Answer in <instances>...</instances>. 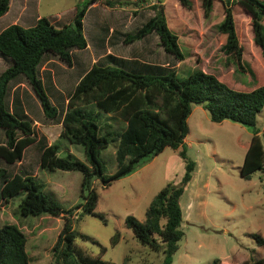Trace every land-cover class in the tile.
<instances>
[{
	"label": "rangeland",
	"instance_id": "rangeland-1",
	"mask_svg": "<svg viewBox=\"0 0 264 264\" xmlns=\"http://www.w3.org/2000/svg\"><path fill=\"white\" fill-rule=\"evenodd\" d=\"M86 1L14 0L8 12L0 17V31L13 23L31 26L39 17L50 18L59 26L71 23L76 7ZM113 1L115 6H107L101 1L102 6L95 5L87 10L83 33L91 48L72 50L73 66L66 65L49 52L39 66L45 89L59 110L55 119L43 114L38 98L24 77L19 76L10 82L7 104L11 111L30 117L37 141L26 148L20 162L9 165L0 159V166L7 169L9 176L15 173L35 175L49 198L56 200L64 209H73L77 232L75 243L86 253L100 255L116 264H162L163 252L141 244L126 226L125 218L132 215L144 221L152 198L168 182L180 181L184 163L174 157L171 147L144 160L136 173L121 177L106 187L98 179L93 181L92 186L97 193L95 211L103 214V218L84 214L76 208L84 201L80 190L82 174L79 171L40 168V149L44 142L48 145L56 141L60 146V156L71 152L86 162L83 146L71 144L60 136V122L66 99L80 77L93 63L108 62V53L96 48L95 42L108 36L110 26L116 27L108 42L115 54L126 55V58L131 57L138 62H153L174 68L181 77H186L195 69H202L239 91H250L264 84V59L260 48L253 42L251 18L239 5L235 6L234 18L243 47V62L248 67L245 71L235 64H226L220 50L225 41V35L219 31L223 20L221 1L214 0L208 15L204 13L203 0H189V8L182 6L178 0ZM23 4L25 8L19 13ZM160 9L168 28L178 37L182 60L164 51L156 33L126 45L122 41L126 33H134ZM8 64L0 56V73ZM125 67L132 68L134 65ZM200 108L193 113L191 133L187 138L188 141L203 139L199 144L195 140L187 152L192 159L195 155L199 156L200 169L180 198L184 236L172 256V264H211L216 260L222 264H242L245 260L249 263L262 260L264 246L257 244L253 234H261L264 238V169L253 172L249 179L240 174L248 138L244 130L253 133V128L229 120L222 123L206 120L203 111L205 114L208 112L202 106ZM198 119L199 124H195ZM256 127L261 130L264 144V107L257 114ZM4 141V132L0 129V143ZM114 149V144L110 142L100 151L106 174L113 173L117 167ZM25 193L23 190L13 195L6 203L0 198V226L14 223L24 231L30 264H54L52 247L62 229L64 217L22 214L20 203ZM116 231L120 238L112 245L111 238ZM101 247H105L102 253Z\"/></svg>",
	"mask_w": 264,
	"mask_h": 264
},
{
	"label": "trees",
	"instance_id": "trees-1",
	"mask_svg": "<svg viewBox=\"0 0 264 264\" xmlns=\"http://www.w3.org/2000/svg\"><path fill=\"white\" fill-rule=\"evenodd\" d=\"M96 1L110 7L116 4L113 0H88L76 7L71 23L59 26L50 18L39 17L31 26L14 23L0 31V56L9 62L0 73V129L5 136V141L0 143V159L5 163L12 165L19 162L25 149L37 141L30 117L11 111L7 104L10 82L19 76L24 77L38 98L43 114L55 119L59 110L45 89L39 66L48 52L66 65H72V50L87 46L83 18L89 5ZM178 1L184 7H190L189 0ZM219 1L223 4L219 31L225 35L220 50L226 64H235L245 71L248 67L243 62V47L236 32L234 9L239 5L250 16L253 42L260 48L264 59V0ZM213 2L203 0L205 15L210 13ZM9 6L10 0H0V17ZM153 32L158 35L166 52L176 59H183L178 37L168 28L162 9L157 10L134 33H126L123 42L141 40ZM107 57L109 63H94L80 77L68 96L62 117L60 136L71 144L82 145L86 162L71 152L60 156V146L55 141L50 145L43 143L39 165L51 171H79L82 174L80 190L84 201L76 208L84 214L103 218V214L95 211L97 193L92 186L95 179L106 187L136 171L144 160L154 157L165 147L178 148L184 162L180 181L168 182L152 198L144 221L132 215L125 218L126 226L141 244L162 251V264H172V256L184 236L180 198L196 165L184 143L189 131L188 116L194 106L200 105L213 122L229 120L253 128L240 167L241 176L249 179L253 172L264 169V144L259 133L261 130L256 127L257 114L264 107V84L250 91H239L202 69H195L186 77H181L176 69L165 65L113 55ZM130 64L134 67H125ZM110 142L114 144L117 167L113 173L106 174L99 155ZM42 187L36 176L19 173L9 176L7 169L0 166V198L5 203L25 190L20 203L22 214L64 217L62 229L52 247L54 264H116L100 255L92 256L76 245L73 209L61 207L46 195ZM253 236L259 246H264L261 234L254 233ZM119 238L120 234L116 231L111 244L115 245ZM26 244L27 236L18 225H1L0 264H30ZM103 251L105 247H101V253ZM211 264L222 263L216 260ZM242 264H264V259L250 263L245 260Z\"/></svg>",
	"mask_w": 264,
	"mask_h": 264
},
{
	"label": "crops",
	"instance_id": "crops-1",
	"mask_svg": "<svg viewBox=\"0 0 264 264\" xmlns=\"http://www.w3.org/2000/svg\"><path fill=\"white\" fill-rule=\"evenodd\" d=\"M26 2V1H25ZM14 3V0H10V6H9V8L11 7V5ZM95 5H99V6H102V4L100 3V1H96V2H94V3H92L91 5H89V7H92V6H95ZM104 6V5H103ZM115 6V5H114ZM89 7H88V9H89ZM25 8V4H23V7L19 10V13L21 12V10H23ZM87 9V10H88ZM9 10V9H8ZM8 12V11H7ZM6 12V13H7ZM87 12V11H86ZM85 15H86V13H85ZM3 16V15H2ZM85 17V16H84ZM83 20H84V18H83ZM18 22V21H17ZM34 23V22H33ZM33 23H31V24H33ZM14 24V23H13ZM83 25H84V23H83ZM102 27H104V26H102L101 25V22H100V28H102ZM103 29V28H102ZM109 34H108V36L105 38L104 36H103V40L102 41H99L98 39L96 40V45H95V47L97 48V47H99V48H101V49H104V51H106L107 53H108V55H113V56H115V57H118V58H123V59H131V57H128V58H126V55H119V54H115L114 53V51H113V49L114 48H111L109 45H108V42H109V38L112 36V34L114 33V31H116V27H113V26H110L109 27ZM154 33V32H153ZM152 34V33H151ZM151 34H149V35H151ZM149 35H147V36H149ZM146 36V37H147ZM145 38V37H144ZM143 39V38H142ZM141 39V40H142ZM87 41V40H86ZM123 41V40H122ZM136 41H138V40H135V41H133V42H131V43H134V42H136ZM100 42V43H99ZM104 43H105V45H104ZM124 43V42H123ZM126 44H130V43H124V45H126ZM88 48H91V45L90 44H88V42H87V46H86V48H84V49H80V51H84V50H87ZM165 51V50H164ZM115 54V55H114ZM107 55V56H108ZM72 56H73V53H72ZM108 60V59H107ZM110 61L108 60V62L107 63H109ZM143 62V61H142ZM74 60L72 59V65L71 66H73L74 65ZM107 63H105V64H107ZM147 63V62H146ZM153 63V62H152ZM94 64V63H93ZM156 64V63H155ZM92 66V65H91ZM90 66V67H91ZM43 80V79H42ZM48 95H49V93H48ZM49 97H50V95H49ZM50 99H51V97H50ZM68 99V98H67ZM67 99H66V103H67ZM51 101H52V99H51ZM53 103V102H52ZM65 103V104H66ZM197 109H201L200 108V105H196V106H194L193 107V109H192V112L190 113V115L188 116V118H187V123H188V128H189V131H188V133H187V135H186V137L184 138V143L186 144V148H187V152H188V150H190L191 148H192V146H193V144H195V142L196 141H198V143L197 144H199V143H202V141H203V139L202 138H197V140L195 141H188V136H190V131H191V127H190V121H191V118L193 117V113H194V111L195 110H197ZM65 111H66V107H65V109H64V112H63V115H64V113H65ZM201 111H203V110H201ZM203 118L204 119H206V120H210V121H212L211 119H210V117H209V115L208 114H205V112L203 111ZM63 115H62V117H63ZM224 121H227V120H224ZM224 121H222V122H224ZM195 122V124H199V119H198V121H194ZM213 122V121H212ZM222 122H219V123H222ZM214 123H216V122H214ZM61 124H62V119H61V122H60V126H61ZM251 131L249 130V132H246L245 130H244V133H246L247 134V136H248V138L246 139L247 141H246V150H247V148H248V146H249V142H250V139H249V137H251L252 136V134L250 133ZM260 133V132H259ZM52 142H50L48 145H50ZM167 147H169V146H167ZM167 147H165L164 149H166ZM172 148V147H171ZM164 149L162 150V151H164ZM173 149V151H174V153H175V156L174 157H178V158H180L181 160H182V158L180 157V155H179V149L178 148H172ZM26 150V149H25ZM40 152H41V150H40ZM23 155H24V153H23ZM178 155V156H177ZM175 159V158H174ZM177 159V158H176ZM194 159H195V163H196V165H195V169H194V171H193V173H192V178H191V180L188 182V184L187 185H189V184H191L192 183V181H194V179L196 178V176L198 175V171H199V169H200V167H199V161H198V159H199V156H196L195 155V157H194ZM21 161V160H20ZM19 161V162H20ZM182 162H183V160H182ZM184 163V162H183ZM139 170V169H138ZM138 170H136V171H138ZM136 171H134L133 173H136ZM133 173H131V174H133ZM27 174H29V173H27ZM25 175V174H24ZM31 175H33V174H31ZM35 176V175H34ZM187 187V186H186ZM182 209V208H181ZM182 216H183V210H182ZM222 263V262H221Z\"/></svg>",
	"mask_w": 264,
	"mask_h": 264
}]
</instances>
